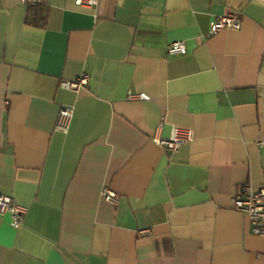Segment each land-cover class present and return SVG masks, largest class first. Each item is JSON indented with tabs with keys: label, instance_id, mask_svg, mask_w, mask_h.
Instances as JSON below:
<instances>
[{
	"label": "crops",
	"instance_id": "crops-1",
	"mask_svg": "<svg viewBox=\"0 0 264 264\" xmlns=\"http://www.w3.org/2000/svg\"><path fill=\"white\" fill-rule=\"evenodd\" d=\"M37 4L41 27L0 0V193L26 210L19 229L0 215V264H264L233 204L264 184V0ZM228 13L242 29L208 36ZM175 125L196 135L171 154L153 138Z\"/></svg>",
	"mask_w": 264,
	"mask_h": 264
},
{
	"label": "built area",
	"instance_id": "built-area-1",
	"mask_svg": "<svg viewBox=\"0 0 264 264\" xmlns=\"http://www.w3.org/2000/svg\"><path fill=\"white\" fill-rule=\"evenodd\" d=\"M26 5L34 4V0H22ZM98 0H77L78 5L97 4ZM243 20L235 13L216 16L210 27L208 36L215 35L222 30L230 29L239 31L242 29ZM169 56L186 55L188 48L182 41H176L170 44L167 48ZM90 75L85 73L76 80L62 81V87L68 90L80 91L89 85ZM143 99H148L145 94L140 95ZM75 116L74 106H63L59 113L57 121V129L67 133L71 127ZM195 129L192 126L175 125L172 129L170 137L155 136L153 141L163 150L174 154L184 145L190 144L195 140ZM102 197L107 202L117 205L119 202V194L110 185L106 184L102 189ZM234 209L247 214L251 231L254 234L264 236V184L259 189H255L251 185L237 192L233 198ZM9 214L11 216V225L19 229L23 225V220L26 214L17 200L10 195L0 193V215ZM149 230L141 231L142 234H147Z\"/></svg>",
	"mask_w": 264,
	"mask_h": 264
},
{
	"label": "trees",
	"instance_id": "trees-1",
	"mask_svg": "<svg viewBox=\"0 0 264 264\" xmlns=\"http://www.w3.org/2000/svg\"><path fill=\"white\" fill-rule=\"evenodd\" d=\"M47 7L37 4L30 5L27 9L26 23L34 26H44L47 20Z\"/></svg>",
	"mask_w": 264,
	"mask_h": 264
}]
</instances>
